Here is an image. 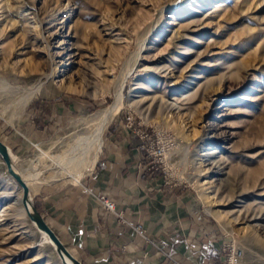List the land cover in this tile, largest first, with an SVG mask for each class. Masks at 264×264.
Returning a JSON list of instances; mask_svg holds the SVG:
<instances>
[{"label":"rangeland","instance_id":"374dc122","mask_svg":"<svg viewBox=\"0 0 264 264\" xmlns=\"http://www.w3.org/2000/svg\"><path fill=\"white\" fill-rule=\"evenodd\" d=\"M118 98L89 167L118 125L199 198L227 264H264V0H0V141L36 209ZM21 204L0 157V264H63Z\"/></svg>","mask_w":264,"mask_h":264},{"label":"crops","instance_id":"0c3cea01","mask_svg":"<svg viewBox=\"0 0 264 264\" xmlns=\"http://www.w3.org/2000/svg\"><path fill=\"white\" fill-rule=\"evenodd\" d=\"M39 191L38 212L82 264L228 263L226 237L199 198L168 182L140 140L118 125L82 176ZM101 200L113 202L115 213ZM132 226H141L147 239Z\"/></svg>","mask_w":264,"mask_h":264},{"label":"bare ground","instance_id":"6f19581e","mask_svg":"<svg viewBox=\"0 0 264 264\" xmlns=\"http://www.w3.org/2000/svg\"><path fill=\"white\" fill-rule=\"evenodd\" d=\"M141 48L143 50V47H141ZM119 108H120V99L118 98L117 101L115 102V104L112 105L103 114L102 119L99 122V124L97 125L93 135L80 139L79 146H78L75 153H72L70 155L67 154V155L59 158L58 160H56L54 163L57 164L61 168L62 171H68V170L77 171V172L87 171L90 168L89 167V157L91 156V153H94L93 151L96 150L97 144L99 142L100 135H101L102 131L106 128L107 124L110 122L111 118L119 110ZM25 181H27V180H25ZM26 183L29 186V182L27 181ZM31 209H32L31 205H29V207L27 208L24 204V201H23V205L21 204V212L22 213L20 212L19 216H22V217L28 216L29 217V213H30L29 211H31ZM44 236L48 237L45 234H44ZM52 245H53V243H52ZM61 260H62L63 264H71L66 258L61 259Z\"/></svg>","mask_w":264,"mask_h":264},{"label":"water","instance_id":"95a60500","mask_svg":"<svg viewBox=\"0 0 264 264\" xmlns=\"http://www.w3.org/2000/svg\"><path fill=\"white\" fill-rule=\"evenodd\" d=\"M0 157L3 159L9 175L21 186L23 190V201L25 206L28 208L31 205L32 209L29 211V219L35 224L37 229L48 236L51 243H53L58 255L61 259H67L71 264H82L78 261L69 250L63 245L59 237L49 227L43 217L36 209L31 199L30 188L26 183L21 172L16 168L14 160L11 156L9 148L0 141Z\"/></svg>","mask_w":264,"mask_h":264},{"label":"built area","instance_id":"2783aa9c","mask_svg":"<svg viewBox=\"0 0 264 264\" xmlns=\"http://www.w3.org/2000/svg\"><path fill=\"white\" fill-rule=\"evenodd\" d=\"M104 207L111 213H115V204L108 200H101ZM138 231L140 234H144V232L138 227Z\"/></svg>","mask_w":264,"mask_h":264}]
</instances>
